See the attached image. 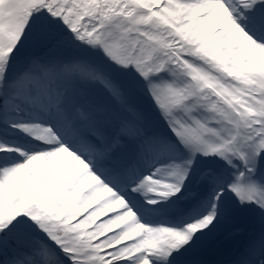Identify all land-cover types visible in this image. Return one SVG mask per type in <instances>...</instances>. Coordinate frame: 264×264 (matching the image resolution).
Here are the masks:
<instances>
[{
	"label": "snow or ice",
	"instance_id": "1",
	"mask_svg": "<svg viewBox=\"0 0 264 264\" xmlns=\"http://www.w3.org/2000/svg\"><path fill=\"white\" fill-rule=\"evenodd\" d=\"M0 264H264V0H0Z\"/></svg>",
	"mask_w": 264,
	"mask_h": 264
},
{
	"label": "bare ground",
	"instance_id": "2",
	"mask_svg": "<svg viewBox=\"0 0 264 264\" xmlns=\"http://www.w3.org/2000/svg\"><path fill=\"white\" fill-rule=\"evenodd\" d=\"M236 240V236L235 235H230L227 238H225L224 240H222L221 242H219L217 245L213 246V248L216 249H224L226 248L228 245L235 243Z\"/></svg>",
	"mask_w": 264,
	"mask_h": 264
}]
</instances>
